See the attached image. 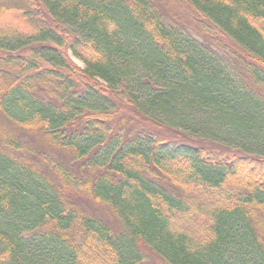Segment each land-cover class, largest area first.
Instances as JSON below:
<instances>
[{
    "label": "trees",
    "instance_id": "16d2710c",
    "mask_svg": "<svg viewBox=\"0 0 264 264\" xmlns=\"http://www.w3.org/2000/svg\"><path fill=\"white\" fill-rule=\"evenodd\" d=\"M147 256L264 264V0H0V264Z\"/></svg>",
    "mask_w": 264,
    "mask_h": 264
},
{
    "label": "rangeland",
    "instance_id": "374dc122",
    "mask_svg": "<svg viewBox=\"0 0 264 264\" xmlns=\"http://www.w3.org/2000/svg\"><path fill=\"white\" fill-rule=\"evenodd\" d=\"M16 14L13 13L9 16L6 17L4 25H8V24H12L13 23V19L15 18ZM73 61L75 62L76 65L80 66V67H83L82 63L79 62L78 60L76 59H73ZM159 129V131H161L166 137L170 138V139H173V140H176L177 142H182V143H188V144H194L195 141H192L191 139H186L185 136L183 134H179L177 132H173V131H167L163 128H157ZM180 131H184V130H180ZM186 131V130H185ZM203 142V141H202ZM200 142L202 145H206V146H210L208 143L204 142L202 143ZM153 259H151L149 256L146 257V260L144 261L143 264H153Z\"/></svg>",
    "mask_w": 264,
    "mask_h": 264
}]
</instances>
